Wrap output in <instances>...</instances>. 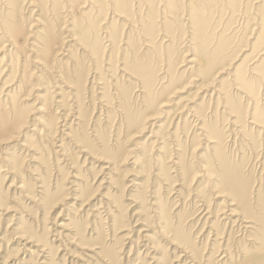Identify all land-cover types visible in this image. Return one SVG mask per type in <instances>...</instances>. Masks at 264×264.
Segmentation results:
<instances>
[{
  "label": "rangeland",
  "instance_id": "1",
  "mask_svg": "<svg viewBox=\"0 0 264 264\" xmlns=\"http://www.w3.org/2000/svg\"><path fill=\"white\" fill-rule=\"evenodd\" d=\"M0 264H264V0H0Z\"/></svg>",
  "mask_w": 264,
  "mask_h": 264
},
{
  "label": "bare ground",
  "instance_id": "2",
  "mask_svg": "<svg viewBox=\"0 0 264 264\" xmlns=\"http://www.w3.org/2000/svg\"><path fill=\"white\" fill-rule=\"evenodd\" d=\"M191 60H193V59H191ZM191 60H188V61H191ZM196 61H197V59H196ZM195 61V63H197L198 64V62H196ZM192 62V61H191ZM193 63H194V61H193ZM199 64H201V63H199ZM198 64V65H199ZM201 67V66H200ZM210 85V84H209ZM201 87V86H200ZM202 88V87H201ZM205 88H207V85H206V87ZM203 90V89H202ZM168 104V103H167ZM164 106H165V104H164ZM196 128V127H195ZM132 138V137H131ZM213 175V174H212ZM10 186H11V184H10ZM233 211V210H232ZM234 212V211H233ZM232 213V212H231ZM233 215V214H232ZM237 220V219H236ZM244 223H249V222H246V221H244ZM227 224V223H226ZM65 226V225H64ZM215 237H218V235L216 234V235H214ZM209 237V236H208Z\"/></svg>",
  "mask_w": 264,
  "mask_h": 264
}]
</instances>
